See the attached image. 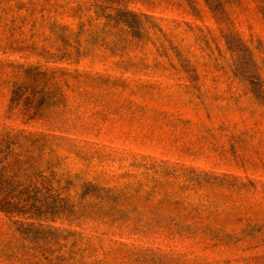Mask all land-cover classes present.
I'll use <instances>...</instances> for the list:
<instances>
[{
	"label": "rangeland",
	"instance_id": "rangeland-1",
	"mask_svg": "<svg viewBox=\"0 0 264 264\" xmlns=\"http://www.w3.org/2000/svg\"><path fill=\"white\" fill-rule=\"evenodd\" d=\"M81 2L0 0V132L32 133L29 153L52 179L24 191L32 225L21 229L0 210V264H264L258 0L225 4L252 58L238 73L201 1L194 15L185 5L126 0L181 22L176 70L149 41L102 45L81 31L91 14ZM63 27L70 40L59 38ZM184 57L195 73L182 70ZM37 64L81 75L58 105L23 116L12 90Z\"/></svg>",
	"mask_w": 264,
	"mask_h": 264
},
{
	"label": "trees",
	"instance_id": "trees-1",
	"mask_svg": "<svg viewBox=\"0 0 264 264\" xmlns=\"http://www.w3.org/2000/svg\"><path fill=\"white\" fill-rule=\"evenodd\" d=\"M208 10L217 25V31L224 40L227 49L236 62L234 70L245 72L243 61H251V53L245 41L235 30L225 4L227 0H161L167 5H185L188 12L197 15L201 12L200 2ZM80 6L90 11L87 19L81 21V31L87 28L90 34L95 33V39L102 45H127L130 40L149 41L160 57L170 59L171 68L176 70L174 56L183 57L178 44H175L174 29L181 22L166 20L154 14L135 11L127 6L126 0H82ZM256 7L264 13V0H258ZM173 23V26H170ZM188 27V23H184ZM63 33L57 35L60 39L70 40L67 27L61 28ZM56 34V32H54ZM214 37V36H213ZM208 40L212 38L207 37ZM63 40V39H62ZM76 43L80 47V37L76 35ZM68 45V43H65ZM65 58H73L67 48L62 49ZM79 52V51H77ZM245 57L246 59H242ZM182 70L195 73L196 67L190 65L185 57L180 59ZM174 64V65H173ZM249 64V63H248ZM77 70L67 68L46 67L42 64L30 65L23 71L22 81L14 84L12 102L22 106L21 113L25 115H41L48 106L58 105L63 99V86L70 87L69 78L81 75ZM34 118V117H33ZM26 131L4 130L0 132V210L8 214L19 228L25 229L30 210L25 200V189H35L51 185L52 179L46 170H40L38 155L29 153L31 136ZM29 143V145H28Z\"/></svg>",
	"mask_w": 264,
	"mask_h": 264
}]
</instances>
